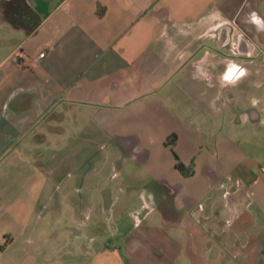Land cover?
I'll use <instances>...</instances> for the list:
<instances>
[{"label":"crops","instance_id":"obj_1","mask_svg":"<svg viewBox=\"0 0 264 264\" xmlns=\"http://www.w3.org/2000/svg\"><path fill=\"white\" fill-rule=\"evenodd\" d=\"M249 1L26 0L31 33L0 10V162L54 117L76 146L124 153L119 190L157 201L161 224L97 264H264V0ZM25 209L0 220L23 228ZM17 236L0 231V264H36Z\"/></svg>","mask_w":264,"mask_h":264},{"label":"rangeland","instance_id":"obj_2","mask_svg":"<svg viewBox=\"0 0 264 264\" xmlns=\"http://www.w3.org/2000/svg\"><path fill=\"white\" fill-rule=\"evenodd\" d=\"M255 2L250 0L249 8ZM258 10L264 15V3ZM49 120L36 141L18 149L21 156L0 162V209L17 202L26 208L23 228L1 217L0 231L18 235L15 249L35 251L40 257L36 264H97L104 251L124 254L129 240L150 234L141 223L154 228L161 224L151 208L156 199L144 190H119L130 184L128 176L119 174L128 166L121 165L124 153L107 144L76 146L71 132L50 128L65 129V120ZM68 154V161H60Z\"/></svg>","mask_w":264,"mask_h":264},{"label":"trees","instance_id":"obj_3","mask_svg":"<svg viewBox=\"0 0 264 264\" xmlns=\"http://www.w3.org/2000/svg\"><path fill=\"white\" fill-rule=\"evenodd\" d=\"M0 10L4 21L15 29H22L26 33L34 31L38 24L36 14L28 6L26 0H8L0 3ZM175 136L172 135L167 140V145H173ZM175 159L177 160L176 156ZM175 168L183 175H190L191 171L182 166L178 161Z\"/></svg>","mask_w":264,"mask_h":264},{"label":"built area","instance_id":"obj_4","mask_svg":"<svg viewBox=\"0 0 264 264\" xmlns=\"http://www.w3.org/2000/svg\"><path fill=\"white\" fill-rule=\"evenodd\" d=\"M43 56H44V54H40L37 58L34 59V61H37L38 59L43 58ZM259 171H260L261 174L264 175V166L260 167Z\"/></svg>","mask_w":264,"mask_h":264},{"label":"flooded vegetation","instance_id":"obj_5","mask_svg":"<svg viewBox=\"0 0 264 264\" xmlns=\"http://www.w3.org/2000/svg\"><path fill=\"white\" fill-rule=\"evenodd\" d=\"M253 38V36H252V34H245V37H244V40L242 41V43L244 42V44H245V42L247 43L248 42V40H251Z\"/></svg>","mask_w":264,"mask_h":264},{"label":"water","instance_id":"obj_6","mask_svg":"<svg viewBox=\"0 0 264 264\" xmlns=\"http://www.w3.org/2000/svg\"><path fill=\"white\" fill-rule=\"evenodd\" d=\"M225 41H226V44L229 42V37L227 36L226 38H225ZM223 45L224 44H217V47H216V49H220V48H222L223 47Z\"/></svg>","mask_w":264,"mask_h":264}]
</instances>
